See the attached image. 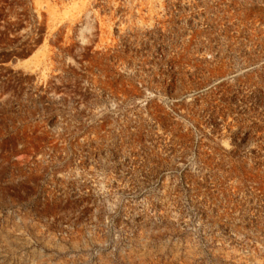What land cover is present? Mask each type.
<instances>
[{"label":"rangeland","instance_id":"374dc122","mask_svg":"<svg viewBox=\"0 0 264 264\" xmlns=\"http://www.w3.org/2000/svg\"><path fill=\"white\" fill-rule=\"evenodd\" d=\"M0 264H264V0H0Z\"/></svg>","mask_w":264,"mask_h":264}]
</instances>
